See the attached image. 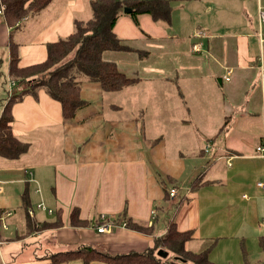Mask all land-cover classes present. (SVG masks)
Returning a JSON list of instances; mask_svg holds the SVG:
<instances>
[{
	"label": "crops",
	"instance_id": "1",
	"mask_svg": "<svg viewBox=\"0 0 264 264\" xmlns=\"http://www.w3.org/2000/svg\"><path fill=\"white\" fill-rule=\"evenodd\" d=\"M170 1V23L138 15L137 24L123 14L113 26L137 51H107L103 58L138 82L104 91L79 77L84 105L71 118H63L59 102L42 89L13 104L12 133L29 149L17 158L0 157V264H48L47 254L81 244L142 251L164 234L170 219L180 230L194 231L186 249L212 244L215 264H264V188L256 186L264 179V158L255 152L264 135L258 67L264 60L258 18L264 0H187L182 12ZM90 16L89 0H53L16 27L0 13L4 85L11 39L20 48L19 65L33 64L45 58L47 43ZM197 30L201 37H194ZM194 42L200 51L192 49ZM16 85H0V104L3 91L7 98ZM111 93L118 99H106ZM196 177L209 182L190 190ZM25 186L32 216L23 208ZM171 187L177 193L166 197ZM40 202L52 212L37 208ZM73 208L86 224L69 222ZM122 211L152 233L121 225L95 230L99 215ZM45 222L55 224L39 226Z\"/></svg>",
	"mask_w": 264,
	"mask_h": 264
},
{
	"label": "trees",
	"instance_id": "2",
	"mask_svg": "<svg viewBox=\"0 0 264 264\" xmlns=\"http://www.w3.org/2000/svg\"><path fill=\"white\" fill-rule=\"evenodd\" d=\"M53 0H0L3 7L2 16L7 25L13 27L26 17L35 15L46 8ZM91 16L86 20H75L73 30L67 36L59 38L46 45V56L42 61L33 64L19 65V47L12 39L8 44L7 75L9 79L25 81L27 87L9 93L0 112V157L17 158L29 149L27 142L19 140L11 129L13 120L11 109L14 103L25 95L36 96L39 89L44 90L51 98L59 102L63 118H71L84 105L78 84L79 77L83 76L99 83L104 91H118L125 86L138 82L137 77H130L117 67L111 60H105L103 54L107 51H137L125 44L113 30L119 16L129 15L138 24V15H150L154 21L170 23V0H89ZM124 8L129 9L124 12ZM143 51H140L141 53ZM77 72L73 79L71 72ZM209 181L196 177L190 182V190L207 184ZM169 190L166 197L169 196ZM21 198L23 208L28 213V187L25 186ZM182 201V200H181ZM38 208V207H37ZM47 211V210H46ZM33 212V211H32ZM48 212V211H47ZM105 215V214H104ZM113 223L130 227L141 232L152 233V227L138 224L126 216L125 212L111 216ZM58 220V219H57ZM59 221V220H58ZM72 225H84L87 220H81L78 209L73 208L69 214ZM57 224V222L55 221ZM55 223H42L46 227ZM99 223L98 218L96 222ZM152 224V223H151ZM149 224V225H151ZM194 236L192 229L180 230L174 221L167 222L166 231L160 237H153V244L142 251L128 250L126 252H107L88 244L66 251H57L47 254L48 264H60L75 259H81L83 264L92 261L103 264H215L209 259L212 244L201 251L186 249V242ZM260 245L264 258V237H260ZM162 248H165L162 249ZM158 250L172 252L173 258L159 256ZM243 261L246 253L241 245Z\"/></svg>",
	"mask_w": 264,
	"mask_h": 264
},
{
	"label": "built area",
	"instance_id": "3",
	"mask_svg": "<svg viewBox=\"0 0 264 264\" xmlns=\"http://www.w3.org/2000/svg\"><path fill=\"white\" fill-rule=\"evenodd\" d=\"M0 8L2 10L3 7L0 6ZM258 18H259V21L261 23H264V9L261 10V8H259V10H258ZM193 35H194V37H201V35H203V33L201 31L197 30V31L194 32ZM192 49L194 51H200L201 50L200 42L192 43ZM258 67H259V70H260V76L263 79L264 78V60L262 58H260L258 60ZM230 72H231V70L228 69V72H227L228 74H226L224 76L225 80H229V73ZM9 83H10V85L14 84L13 81H10ZM255 152H256V154L258 156L264 158V135H263V137H261L260 142L257 144ZM256 186H258L260 188H264V179L257 181L256 182ZM176 193L177 192H176V189L174 187H171L169 189V192H168L169 196L173 197V196H175ZM36 207L41 208L43 210H47L48 213L52 212V210L47 209L42 202L38 203L36 205ZM28 213L32 214L31 210H29ZM153 215H154V210L152 212V217H153ZM112 219L113 218L111 216H106L104 214L99 215V217H98L99 224H97V226H96L97 232H101V231L102 232H107L108 230H110V228L113 225H115L113 223ZM121 226H124V223H122Z\"/></svg>",
	"mask_w": 264,
	"mask_h": 264
},
{
	"label": "rangeland",
	"instance_id": "4",
	"mask_svg": "<svg viewBox=\"0 0 264 264\" xmlns=\"http://www.w3.org/2000/svg\"><path fill=\"white\" fill-rule=\"evenodd\" d=\"M188 3H187V0H173V3H172V5H173V7H174V9H175V12H182L183 11V7H185L186 5H187ZM1 6V5H0ZM2 11H3V8H2V10H1V8H0V13H2ZM19 23H15L14 25H12L13 27H16L17 25H18ZM76 75H80V74H78L77 72H75V71H73V72H71V74H70V77L71 78H73V79H75L76 78ZM78 80V79H77ZM10 81H13L14 82V84L13 85H10ZM15 79H9V80H6V83H5V85H4V83L3 82H5V79L2 77V78H0V85H4L3 86V88H5V86H7V84L9 85V88L11 89L14 85H15ZM24 86H26L27 87V83H26V85H25V81H17V85H16V87L13 89L14 91H19V90H21ZM8 87V86H7ZM9 93H11V90H9L8 91V94ZM117 93H111L110 95H108L107 97H106V99H110V100H113V99H118V97H119V95H116ZM3 95H4V97H3V99H2V102H1V104L0 105H2V104H4V102H5V99H6V94H5V92L3 91ZM0 108H1V106H0ZM175 188V187H174ZM176 189V188H175ZM45 205V204H44ZM29 210H31V212H32V209H29ZM28 210V211H29ZM99 217V216H98ZM153 218H155V212H154V215H153V217H151V220H150V222H149V224H151L152 222H153ZM263 222H264V220H263ZM97 224H99V223H95V230L97 231V229H96V226H97ZM116 225V224H115ZM114 226V225H113ZM112 226V227H113ZM111 227V228H112ZM111 228H110V230H108L107 232H109V231H111ZM102 232V231H101ZM101 232H98V233H101ZM103 233V232H102ZM72 246H68V249L69 248H71ZM97 249H99V250H102V249H100V248H97ZM162 249H164L165 250V248H162ZM174 257V254H172V252H168L167 253V258L168 259H170V258H173ZM179 263H181V264H189V262H179Z\"/></svg>",
	"mask_w": 264,
	"mask_h": 264
},
{
	"label": "water",
	"instance_id": "5",
	"mask_svg": "<svg viewBox=\"0 0 264 264\" xmlns=\"http://www.w3.org/2000/svg\"><path fill=\"white\" fill-rule=\"evenodd\" d=\"M129 9H127V8H124V12H127ZM157 254H159V256H161V257H165L166 255H167V252H165V251H162V250H158L157 251Z\"/></svg>",
	"mask_w": 264,
	"mask_h": 264
}]
</instances>
